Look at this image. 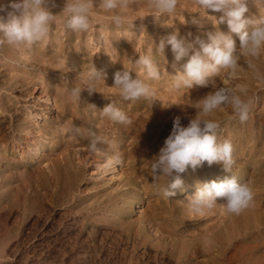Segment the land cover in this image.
Returning a JSON list of instances; mask_svg holds the SVG:
<instances>
[{
  "label": "rangeland",
  "instance_id": "rangeland-1",
  "mask_svg": "<svg viewBox=\"0 0 264 264\" xmlns=\"http://www.w3.org/2000/svg\"><path fill=\"white\" fill-rule=\"evenodd\" d=\"M98 1L99 0H94L93 4L98 6ZM181 1L183 0H178L177 15L174 17H169L167 15L153 17L151 16L152 13L143 7L146 0H136V5H134V7L137 11L134 14L128 13L130 14L129 18H127L128 21L133 20L130 29L129 25H127L128 23L118 28L112 24L109 16H104V18L108 20L107 25L109 27L104 29L106 24L104 21H101L98 23L99 25L91 28L92 30L95 29V34L91 36V40L94 47L96 46L97 48L95 47L94 49L93 47V52L91 51L90 54H92V57H94L93 59L96 61L93 60L91 62L82 57V63L77 65L73 63V60L69 59V54L66 53L62 55L64 58H61V62L65 65L64 67L66 69H69H63V72L65 74L72 73L74 77L76 76L78 81H80L81 88L84 89L88 86V82L85 75L83 76V73H86L87 67H90L91 64L93 66L95 65L94 67L96 69L98 68L97 70L104 71L103 73L106 74L105 77L112 76V79H109L108 82L105 83V88H108L113 85L112 80L114 73L123 71V64L125 67H128L126 61L127 57L129 58V56L132 55L129 59L132 62L135 61L138 59L139 54L149 51L150 42L153 44L152 52L155 56L156 51L154 43L156 45L161 38L167 37L174 31L178 32L179 36L185 37L187 40L199 38L205 42L207 41L208 33H213L215 31L228 33L226 23L214 25L213 21L208 18L209 16L218 18L221 13L211 12L209 10L206 15L202 16L196 13L197 10L194 7L195 0H184L182 3ZM249 3L248 12L245 15L248 17L250 16L249 18L252 19L259 18L261 15V8L253 4L251 0H249ZM0 5H3L5 9H10L8 8L9 5L6 6V3L2 1H0ZM137 13H139V15ZM181 13L184 14V22ZM142 16L145 17L139 19V17ZM89 21L91 22L90 19ZM108 28H110L112 33L108 34V36H110L109 40H105L103 39L104 32H99V29L108 32ZM130 31L132 34H135L134 37L130 34ZM134 31L135 33H133ZM122 34H125V37H128L130 41V46L125 51L126 53L121 49L122 47H120L119 42L115 44L116 40L121 41V39H123ZM232 37H235L238 46V37L235 34H232ZM111 44L115 48H113ZM196 47H198V45H196ZM21 49L30 56H34L35 51L25 50L24 48ZM71 49L72 47H69L66 52L71 51ZM131 51H133V53L129 54ZM107 54H109L108 57ZM124 54L125 58L122 57ZM163 56L164 62L162 64L159 61L161 59L160 57H154V59L157 60L158 67H162L165 73L170 76L175 75L176 71L187 60V57H183L180 61H175L169 46L165 47ZM105 58L107 60H105ZM54 60L59 61V59ZM57 61H55V64H57ZM255 63L259 72L264 74V56L255 61ZM239 64L241 67L234 73L229 74L226 71H222L213 79L217 87L226 86L238 91V89H236L237 85L245 86L246 90L242 94V98L250 99L252 102L249 118L244 122L239 121L234 117L230 106H225L221 110H216L210 117H206L215 119L219 122L218 139L221 141L227 139L232 144L234 163L230 172H225L220 164L214 163L209 166L205 163L195 170L187 169L184 173L180 174L183 180L181 187L186 186V188L184 187L178 195L169 197V200L162 196L158 187L157 189H151L150 191L145 189L144 191V185L138 183L129 185L131 187L126 186V189H132L133 191L138 190V200H132L133 195L125 192V186L123 187L124 181H126L132 173V163L130 164V162H128L129 160H126L125 157L121 158V152L114 149L107 151L105 148L103 150L98 149L97 151V153L106 156H100L99 159L102 160V162L99 160L98 164L101 163L100 165H103L105 163L104 165H106V161L103 162V159L105 158L104 160H106V158L108 159L116 154L120 158V163L115 164L116 172L113 171L112 166H107V172L101 175L96 170L91 171V169H86L83 173L84 177H82L81 181L78 183L79 186H74L69 192L65 190L66 195H62L59 192L53 193V191H55L54 189L36 184L33 192L28 188V183H24V192L21 196H16V188L12 183L11 195L6 198H0V264H35L36 259L39 264H57V262L58 264H264V79L257 78L254 71L248 68L246 58L242 57ZM20 68L21 67L18 66V68L11 73H9V69L6 68V72L4 71L1 73V103L8 102L10 104L12 101L16 102L15 107L21 112V115L17 118L18 120L15 125L27 121L33 124L25 128V131L27 130L30 133V135H28L30 144H34L33 133H35V131L33 128L36 124H38V126L43 125L44 120L51 122L56 119L63 104L67 103V99L65 98L68 94L65 87H56L55 84L50 86L48 81L45 83L42 81L41 75H26V73H21ZM14 74L15 77L19 76L18 79H21L22 74L24 75V82L27 86H25L27 91L24 94L18 92L10 93L5 89L6 87L3 85V82L10 79ZM130 74H133L135 78L136 76L143 78L142 74L139 73L135 67L132 68ZM167 75H165L161 81L153 82L156 90V97L153 104L158 106V102L167 112H160V116H158L159 114L155 111L150 113L151 107L145 105L142 106V109L136 112V114L149 121L152 118L156 119L155 125L159 128L165 124L166 120L170 118L174 119L175 117H179L181 126H186L189 120L196 115L197 101L203 98L208 92L213 91V89L209 85L208 87L193 86V88L189 90H171L168 87L169 77H167ZM95 86H97V91L98 89L101 90L104 88V85L100 82H97ZM85 90H87V88ZM57 92L62 93V95L58 96ZM65 92L66 94H64ZM5 94L11 97H6ZM46 98H48L50 102L46 101ZM88 104H91L90 101ZM10 113L11 112L2 108L0 109V116L6 115L9 117ZM65 120V118H62L61 122L65 124ZM170 131V128L163 131V135L156 145V150H158V152L163 146L164 140L170 134ZM24 133L22 132L21 134L23 135ZM2 134L6 135V141L5 143L4 141H0V155L2 152L4 153L3 145L10 142L12 136L17 138V133L12 132V129H8V127L2 131ZM101 140L104 139L101 138ZM109 140L112 142L110 138L107 139L105 143H110ZM12 146V149L10 148L9 151L14 153L13 155L15 156V153H18L21 147L16 144L14 145V143ZM143 147L144 150L142 148L140 152L142 156L133 161L134 164L141 163V165L148 167L152 161L149 150L150 147L148 145H144ZM82 148L85 149V147H81L80 150H82ZM32 149L30 145L29 150L27 149L28 155L31 154ZM158 152L156 154H158ZM258 152L260 154H258ZM8 160L10 161L11 157H9ZM5 166L6 165L3 164L0 165L1 174L4 173L3 171L7 170ZM117 173L119 175H117ZM149 175L151 174L146 175L144 180V184L146 183L148 186L155 183L152 177L151 180L147 179ZM230 176H234L240 183H247L252 190L253 200L248 207L243 209L239 214L228 213L221 206L213 208L204 215H193L189 212L187 198L194 196L191 194H195V189H197L199 185L208 181H220V179L223 180ZM138 181L140 182L141 179ZM163 181L165 182V180ZM185 189L186 191L184 192L187 194L183 192ZM7 191L8 188L0 185V197H2V194H6ZM118 191H121L123 194L114 197ZM259 199H263V203L257 204ZM156 202L157 204H155ZM217 202L221 203L222 201L218 200ZM254 206L257 207L258 212L254 211ZM118 208H123V218H120L117 212ZM43 215L44 217L46 215V217L44 218ZM80 220H86L87 224L82 225ZM57 221L59 223H57ZM126 222L132 224L129 232L127 231ZM52 223L55 225L53 226ZM48 227L49 230L47 229ZM256 227H259V230L256 229ZM51 229L52 232L51 235H49ZM41 230L44 232H41ZM72 232L75 234L73 235ZM38 234L44 235L43 237L41 236L43 238V248L37 246L36 241L39 237L34 238V236ZM68 235L71 236V239ZM114 236H116V238ZM53 239H57L56 243ZM59 239L60 241L58 242ZM115 239L116 241L114 244ZM63 240L64 242H62ZM60 246H62V248ZM58 248L60 250H58ZM84 249L87 250L84 251ZM51 251L54 253L52 254ZM50 254L54 257H50ZM73 254L75 257L77 254L80 256L74 259ZM45 255L49 257L47 256L46 258ZM90 255L92 256L90 257ZM21 257H23V259ZM134 258H136L135 261L133 260ZM79 259L80 261H77ZM20 261L22 263H20ZM174 261L176 262L174 263Z\"/></svg>",
  "mask_w": 264,
  "mask_h": 264
},
{
  "label": "clouds",
  "instance_id": "clouds-1",
  "mask_svg": "<svg viewBox=\"0 0 264 264\" xmlns=\"http://www.w3.org/2000/svg\"><path fill=\"white\" fill-rule=\"evenodd\" d=\"M251 2L261 8L259 18L252 19L245 15L248 12L249 0H195L196 13L202 16L209 10L221 13L218 18L211 16L208 18L214 25L226 23L228 33L221 31L208 33L205 42L199 38L187 40L174 31L161 38L155 45V56L152 52L153 44L150 42L147 53L139 54L134 62L127 58L128 67L123 64L124 70L113 75V85L108 88L113 89L122 99L129 101L144 99L152 104L156 97L153 82H159L167 75L162 67H158L154 57H160L162 64L164 49L169 46L175 61L187 57L175 75H167L169 89L189 90L193 86L209 85L213 89L197 101L196 115L186 126H181L179 117L173 119L170 134L150 163L153 181L165 178L160 191L168 200L175 194L174 190L182 186L180 174L187 169L195 170L205 163L209 166L216 163L220 164L225 172L231 171L234 163L232 144L227 139L223 141L218 139L219 122L206 117H210L216 110L230 106L234 117L239 121L244 122L249 118L252 102L250 99L242 98L245 86L237 85L238 91L226 86L217 87L213 78L222 71L234 73L241 67L239 61L244 57L248 68L254 71L257 78L264 79V74L259 72L255 63L264 56V0ZM135 3L136 0H99L98 6L93 7V0H65L60 14L64 16V26L74 32L89 30V15L95 8L110 13V20L116 27L128 23L130 29L133 20L128 21L127 14H134L137 11ZM47 4L54 6V0H12L6 20L0 22V45L31 49L45 41L56 17L48 10ZM143 7L148 9L153 17L161 15L174 17L177 15L178 0H146ZM0 11H3V5H0ZM181 15L184 22V14ZM130 34L133 35L131 32ZM232 34L238 37V46ZM133 67L143 78L130 76ZM84 75L87 78L86 88L90 95L97 92L95 90L97 82L105 86L106 74L92 64ZM66 92L78 102L81 87H68ZM99 111L114 123L130 122L126 113L111 102ZM96 143L97 141L93 140L89 144L90 150L98 151ZM119 163V156L114 154L107 159L105 166ZM218 200L222 202L218 203ZM252 200L253 192L247 183H240L234 176H230L220 181H208L199 185L194 196L187 199V207L193 215H204L218 206L223 207L228 213L239 214Z\"/></svg>",
  "mask_w": 264,
  "mask_h": 264
},
{
  "label": "bare ground",
  "instance_id": "bare-ground-1",
  "mask_svg": "<svg viewBox=\"0 0 264 264\" xmlns=\"http://www.w3.org/2000/svg\"><path fill=\"white\" fill-rule=\"evenodd\" d=\"M0 1H2L3 3H6V6L9 5L7 3L12 2V0H0ZM183 1H181V3ZM64 3H65V0H54V6L52 4L46 5L48 10L53 15H56V17H55V19L51 25V29H50V33H49L48 38L45 41H42V42L34 45L31 49H27V50L35 51L34 56H30L29 54L25 53L21 48H18V47H14V46L7 45V44L0 45V68H1L0 69V75L2 72H4L6 70V68L9 69V71H10L9 73H11L13 70H16L18 68V66H20L21 67L20 68L21 73H23V74L26 73V75H41L42 81L44 83L46 81H48L50 86L52 84H55L56 87H58V86L59 87L63 86L65 88L75 87V86L82 87L80 85V81H78L76 76H75L76 77L75 78L72 73L71 74H68V73L65 74L63 72V69H66V68L64 67L65 65H63L61 62V58H64V56H62V55L66 54V53L69 54L68 55L69 59L73 60L74 61L73 63H76L77 65H80L82 63V60H83V59H81L82 57L85 59H88V61L92 62L94 60L93 59L94 57H92V54H90V53H91V51L93 52L94 44L91 40V38H92L91 36H93L95 34L94 33L95 29L92 30L91 28L99 25L98 23L101 21H104V23L106 24L104 29H106V27H109L107 25L108 20L105 19L104 16L110 17L111 14L105 13L100 8H95L90 12V15H89V19L91 20L89 30L86 32H74L71 29H67L64 26V16L62 14H60L62 12L63 7H64ZM98 3H99V1H98ZM186 3H188V2H186ZM94 5L95 4H93V7H94ZM95 7H96V5H95ZM8 11H10V9H5V8H3V11H0V22H3L6 20ZM137 14L139 15V13H137ZM129 16H130V14H128L127 18H129ZM133 16H135V15H133ZM173 26H175V25H173ZM108 29H109L108 32H106V30L103 31L102 29H99V32H101V33L104 32V38L103 39H105V40H109L110 36H108V34L112 33L110 28H108ZM122 31H124V30H122ZM135 31L133 33H135ZM92 32H93V34H92ZM134 35L135 34H133V37H134ZM99 36H101V35H99ZM122 36H123V39H121V41L116 40L115 44L117 42H119L120 47H122L121 49H123L125 52L130 46V44H129L130 41L128 40V37L127 38L125 37V34H122ZM129 36H130V34H129ZM150 37H151V35H150ZM232 38L234 41L236 40L235 37H232ZM156 40H157V38H156ZM103 43H104V41H103ZM111 46H112V44H111ZM154 46H155V43H154ZM69 47H72L71 51L66 52V50ZM95 47H94V49H95ZM113 48H115V47H113ZM131 53H133V51H131L129 54H131ZM108 55L109 54H107V57H108ZM130 56H132V55H130ZM130 56H129V58H130ZM95 57H96V55H95ZM99 57H100V55H99ZM122 57L125 58V54L122 55ZM106 58H105V60H107ZM54 59H59V61L54 60ZM55 61H57V64H55ZM94 61H96V60H94ZM63 63H64V61H63ZM98 63H99V61H98ZM96 65H97V63H96ZM2 68H4V69H2ZM70 68H71V66H70ZM67 69H69V68H67ZM87 69H88V67H87ZM83 71H85V70H83ZM23 74L21 75V79H18L19 76L15 77V74H14V76H12L10 79L5 80V81L3 80L4 81V82L2 81L3 85H5V87H6V88L5 87L4 88L6 90H8L10 93L18 92V93L24 94L27 91V88H26L27 86H26V83L24 82V75ZM84 74L85 73H83V76H84ZM83 76H82V78H83ZM130 76L132 78H135V76L133 74H130ZM109 79H112V76L105 77V83L108 82ZM0 82H1V80H0ZM85 83H84V86L86 85ZM112 84H113V80H112ZM48 87H49V85H48ZM17 89H19V90H17ZM85 89L86 88H84V89L81 88L80 97H79L78 102L75 101L74 99H72L69 95L65 98V99H67V103L63 104V106L61 107V110H59L58 117L56 119H54L51 122L44 120V124L41 126H38V124H36V126L33 128L35 131V133H33L34 134L33 135L34 144H30V138L28 137V135H30V133L27 130L25 131V128L30 127L29 125L31 123L27 121V122H20L19 124L15 125L16 121L18 120L17 118L20 117V115H21V112L18 111V109L15 107V105H16L15 101H12V103H10V104L8 102L1 103L2 97L0 95V109L2 108L6 111L11 112L9 117H7L6 115L0 116V141H4V143L6 141L5 140L6 135L2 134V131L4 129H6V127H8V129L11 128L12 132L17 133L16 134L17 138H14L12 136L10 138L11 139L10 142H7L5 145H3L4 146L3 147L4 153L2 152V154L0 155V165H2V164L6 165L5 167L7 168L6 171H3L4 172L3 174L0 173V185H3L4 187L8 188L7 193L2 194V197H0V198H6V197L11 195L12 183L15 185V188H16L15 189L16 190V192H15L16 196H21V194L24 192V183H28L27 184L28 188L30 189V191H33V192H34L35 184H36V185L43 186V187H50V188L55 190V191H53V193L59 192L60 194L63 195V194H65V190H67L69 192L74 186L78 185V183L81 181V178L84 177L83 173L86 171V169H91V171L96 170L97 172H99L100 175L106 173L108 169H106L107 166L104 165L105 163L103 165H100L101 163L98 164V162L100 160L99 157L100 156L106 157V156H104L103 154L97 153V151H92L89 148V144L93 140L97 141V143H96L97 149L103 150L106 148L107 151L108 150L110 151L111 149L117 150V151L121 152V155H120L121 158L125 157L126 160L127 159L129 160L128 162H130V164L132 163L131 175L126 179V181L123 180L124 181L123 187L125 186V189H126V186L134 185V184L138 183V184L144 185L143 186L144 191H145V189H147L148 191H150L151 189H157V187H158V190H160V186L164 183L163 180H165V179L161 178L159 181H155V183H153L149 186L146 185V183L144 184V180H145L146 175L151 174L150 166L145 167V165H141V163L140 164L139 163L134 164L133 160L142 156V153H140V152H141L142 148L144 150V147H143L144 145H148L150 147L149 150L151 153L152 160L157 156L156 153L158 152V150H156V147H157L156 145H157L160 137L163 135L162 134L163 131L166 130L167 128H170V129L172 128L173 118H170L168 120H166L167 119L166 118L165 124L163 126H160V128H159L157 125H155L156 119L152 118L149 121L148 119H144L142 116L136 114V112H139L142 109V106H145V105H148L151 107L150 113L155 111L159 114L158 116H160V112L166 113L167 112L166 109H164V107H162V105L159 104L158 102H157L158 106H156L153 103L151 104L149 101H145L144 99H139L136 101L124 100L113 89L105 88V86L101 90L98 89V91H97V86H95V90L97 92H93L91 95ZM49 93H51V92H49ZM53 94H55V93H53ZM57 94H58V96L62 95V93H60V92H57ZM57 94H55V95H57ZM64 94H66V92ZM5 96H6V94H5ZM6 97H11V96L7 95ZM46 101H49V99L46 98ZM89 101L91 104H88ZM110 102L113 103L116 107L120 108L121 110H123L126 113V115L129 117V120H130V122L128 124L114 123V122L110 121L106 116L101 115L99 110H102V108ZM47 105H48V103H47ZM91 105H93L95 108L92 107ZM46 107H48V106H46ZM62 118L66 119L65 124L61 122ZM6 124H7V126H6ZM31 125H33V124H31ZM96 125H97V127H96ZM24 131H25V133H24ZM22 132L24 133L23 135L21 134ZM34 137H36V138H34ZM101 138L104 140H101ZM110 138L112 139V142H110L111 140H109L110 143L106 144L105 142L107 141V139H110ZM11 143L12 144L14 143V145L16 144L19 147H21V150L18 153H15V156L13 155L14 153L9 151V149L10 148L12 149V147H13ZM30 145L32 146L33 149L31 150V154L28 155L27 149L29 150ZM81 147H85V149L82 148V150L84 149L82 151V150H80ZM258 154H260V153L258 152ZM9 157H11L10 161L8 160ZM104 159H103V162L107 161V158H106V160H104ZM100 161L102 162V160H100ZM112 169H113V171H115V164L112 165ZM117 175H119V174L117 173ZM116 176H114V177H116ZM117 177H120V176H117ZM151 177H152V175H149V178H147V179L151 180ZM139 179H141L140 182L138 181ZM129 187H131V186H129ZM184 187L186 188V186H183L181 188L174 190L175 194L173 196L178 195L179 192ZM137 191H135V190L133 191L132 189L131 190L130 189L125 190V192L133 195L132 200H138L137 195L139 193ZM184 191H186V189L183 190V192ZM184 193H186V192H184ZM121 194H123V193L121 191H118V192H116L114 197L121 195ZM191 195H194V194H191ZM173 196H171V197H173ZM259 203H263V199H259L257 201V204H259ZM155 204H157V202ZM122 210H123V208L117 209V212H118L120 218H123L124 212H122ZM257 210H258L257 207H255L254 211L258 212ZM256 215H258V214H256ZM43 217H44V215H43ZM45 217H46V215H45ZM58 220H60V219H58ZM80 222L82 225L87 224L86 220H80ZM139 222H142V221H139ZM57 223H59V222L57 221ZM125 224L127 227V231L129 232L131 230L130 227H132V224H129L127 222ZM46 225H48V224H46ZM54 225L55 224H53V226ZM28 226H29V224H28ZM76 226H77V224H76ZM35 229H36V227H35ZM47 229L49 230V227ZM256 229L259 230V227H256ZM48 230H46V231H48ZM42 231L43 230H41V232ZM51 232H52V229H51L49 235H51ZM62 232H63V230H62ZM66 232H67V230H66ZM116 233H117V231H116ZM57 234H59V233H57ZM72 234H73V232H72ZM55 235H56V233H55ZM62 235H61V237H62ZM97 235H98V233H97ZM41 236H42L41 234L34 236V238L39 237V238H37V241H36L37 246L39 248L42 247V243H43L42 237L44 235L42 237ZM45 237H46V235H45ZM114 237L116 238V236H114ZM69 238L71 239V236H69ZM56 240H54L55 243H56ZM65 240H66V238H65ZM83 240H85V239H83ZM59 241H60V239L58 240V242ZM115 241H116V239L114 240V244H115ZM62 242H64V240ZM82 243H81V245H82ZM117 243H118V240H117ZM86 246H88V245H86ZM57 247H59V246H57ZM60 247L62 248V246H60ZM58 250H60V249L58 248ZM85 250H87V249H84V251ZM40 251H42V250H40ZM56 251H57V249H56ZM53 253L54 252H52V254ZM62 253H64V252H62ZM79 254H81V253H79ZM93 255H95V254H93ZM47 256H46V258H47ZM51 256H53V255L50 254V257ZM77 256H80V255L77 254ZM77 256L75 257L73 254L74 259L77 258ZM83 256H81V257H83ZM91 256L92 255H90V257ZM36 257H35V259H36ZM87 257H89V256H87ZM96 257H98V256H96ZM21 258L23 259V257H21ZM27 258H29V257H27ZM68 258H70V257H68ZM137 258H140V257H137ZM32 259H33V256H32ZM135 259L136 258H134L133 260L135 261ZM55 260H56V258H55ZM83 260H85V259H83ZM91 260H92V258H91ZM35 261H36L35 264H39V263H37V259ZM77 261H80V259ZM175 262L176 261H174V263ZM20 263H22V262L20 261ZM23 264H25V263H23ZM57 264H58V262H57ZM142 264H145V263H142ZM186 264H188V263H186Z\"/></svg>",
  "mask_w": 264,
  "mask_h": 264
}]
</instances>
